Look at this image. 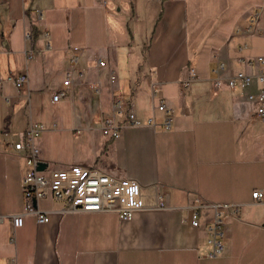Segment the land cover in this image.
I'll list each match as a JSON object with an SVG mask.
<instances>
[{
    "label": "crops",
    "instance_id": "0c3cea01",
    "mask_svg": "<svg viewBox=\"0 0 264 264\" xmlns=\"http://www.w3.org/2000/svg\"><path fill=\"white\" fill-rule=\"evenodd\" d=\"M72 46L79 48L75 67L82 77L52 103ZM257 56H264V0H0V264H264V203L251 198L254 190L264 192V122L248 98L257 82L236 90L214 84L218 62L226 66L224 80L254 73L239 59ZM190 69L198 78L184 87ZM24 71L28 83L19 91L6 78ZM153 89L170 109L169 129L154 109ZM113 96L130 101L143 121L153 115L155 126L125 127L117 139L104 137L99 126V168L127 172L148 191L155 187L169 208L141 209L127 220L114 212H62L47 190L38 202L47 222L25 214L13 228L25 165L4 148V133L21 134L30 120L57 125L67 100L79 112L76 131L90 127L111 113ZM19 101L26 104L15 110ZM195 195L240 204L223 227L219 256L206 255L211 210H200L199 228L188 225Z\"/></svg>",
    "mask_w": 264,
    "mask_h": 264
},
{
    "label": "built area",
    "instance_id": "2783aa9c",
    "mask_svg": "<svg viewBox=\"0 0 264 264\" xmlns=\"http://www.w3.org/2000/svg\"><path fill=\"white\" fill-rule=\"evenodd\" d=\"M250 32V27L246 28ZM245 47V45L243 46ZM238 47V50L243 48ZM70 57V68L65 72L61 87L55 90L51 96V102L56 103L67 96L75 78L82 77V71L76 69L78 61L77 46H72ZM31 56V55H30ZM240 63L253 66L255 71L248 74L244 71L236 72L222 80L221 72L226 66L223 62H218L215 72L218 77L215 79L216 86L225 83L231 90L243 89L249 86L255 79L257 90L254 94H249L248 98L255 103V117L264 122V56H257L248 59H239ZM97 65L105 66V61L97 59ZM198 78L193 69L189 70L186 77L182 79V85L187 87L192 81ZM17 90L21 91L28 83L27 72L9 74L6 78ZM113 76L110 75V83ZM93 90L99 93V86L94 85ZM113 94V93H112ZM153 95L157 98L154 109L164 113L163 127L170 128V109L167 108L161 93L153 89ZM100 131L104 137L117 139L125 127H139L143 125L155 126L154 116H150L146 121L138 118L133 110L130 101L122 96H113L111 101V113L99 120ZM56 124L53 123V127ZM46 126L42 122L30 120L21 134L14 135L5 132L4 148L11 151L24 160L25 171L22 176V212L11 216L13 228L23 225L25 214H34L38 222H47L48 214L38 207V202L50 190L53 198L63 203L62 212L77 213H99L114 212L119 220L130 219L133 214L141 209H166L167 197L158 194L155 187H150L149 191L133 178H119L113 176L96 165L71 164L61 167H51L41 156L37 139L45 130ZM39 163H45L42 170H38ZM252 204L260 205L264 203V192L254 190L251 193ZM189 210L188 225L191 228H199L200 210H211L210 219L204 224L206 231V242L210 246L207 256L210 258L221 255L225 249L223 227L229 218L237 217L240 204L232 203H210L206 202L199 195L193 196L187 205ZM2 216H0V222ZM9 264H18L15 260Z\"/></svg>",
    "mask_w": 264,
    "mask_h": 264
},
{
    "label": "rangeland",
    "instance_id": "374dc122",
    "mask_svg": "<svg viewBox=\"0 0 264 264\" xmlns=\"http://www.w3.org/2000/svg\"><path fill=\"white\" fill-rule=\"evenodd\" d=\"M0 78H2V74H0ZM25 104L26 101H19L14 109L17 110L20 105L25 106ZM45 112L50 114V110H45ZM42 122L46 125V128L38 137L37 144L40 148V153L45 154L46 160L51 165L89 163L100 167L101 163L100 161L97 162V157L104 142L98 137L99 123L93 120L90 127L85 126L76 131V125H80L79 112H73L69 100L64 102L58 109L56 127H52L45 120H42ZM263 126L261 125L260 127ZM120 170L124 171L122 168ZM112 175L119 178L129 177L127 172L121 174L115 172Z\"/></svg>",
    "mask_w": 264,
    "mask_h": 264
},
{
    "label": "water",
    "instance_id": "95a60500",
    "mask_svg": "<svg viewBox=\"0 0 264 264\" xmlns=\"http://www.w3.org/2000/svg\"><path fill=\"white\" fill-rule=\"evenodd\" d=\"M45 165H46L45 163H39L37 169L42 170V169H44Z\"/></svg>",
    "mask_w": 264,
    "mask_h": 264
}]
</instances>
